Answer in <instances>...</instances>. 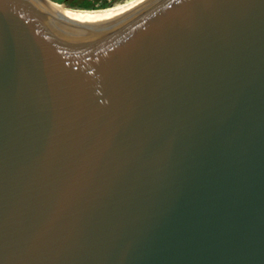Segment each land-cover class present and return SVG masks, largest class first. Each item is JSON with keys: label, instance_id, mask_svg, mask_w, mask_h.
Returning <instances> with one entry per match:
<instances>
[{"label": "water", "instance_id": "obj_1", "mask_svg": "<svg viewBox=\"0 0 264 264\" xmlns=\"http://www.w3.org/2000/svg\"><path fill=\"white\" fill-rule=\"evenodd\" d=\"M0 264H264V0H0Z\"/></svg>", "mask_w": 264, "mask_h": 264}, {"label": "rangeland", "instance_id": "obj_2", "mask_svg": "<svg viewBox=\"0 0 264 264\" xmlns=\"http://www.w3.org/2000/svg\"><path fill=\"white\" fill-rule=\"evenodd\" d=\"M49 5L65 6L80 10H99L125 3L128 0H42Z\"/></svg>", "mask_w": 264, "mask_h": 264}, {"label": "bare ground", "instance_id": "obj_3", "mask_svg": "<svg viewBox=\"0 0 264 264\" xmlns=\"http://www.w3.org/2000/svg\"><path fill=\"white\" fill-rule=\"evenodd\" d=\"M138 1H140V0H128L125 3L123 2L122 4H117L113 7H109L106 9L94 10V11L73 9V8L65 7V6H55V5H51V6L55 7L58 11H60L61 15H76V14L101 13V12L112 11V10H116V9L126 7V6L131 5V4L138 2Z\"/></svg>", "mask_w": 264, "mask_h": 264}]
</instances>
